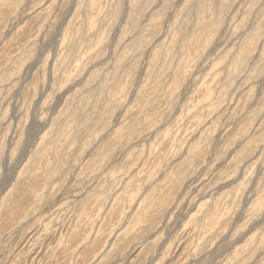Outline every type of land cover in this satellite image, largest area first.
Here are the masks:
<instances>
[{
  "label": "rangeland",
  "instance_id": "374dc122",
  "mask_svg": "<svg viewBox=\"0 0 264 264\" xmlns=\"http://www.w3.org/2000/svg\"><path fill=\"white\" fill-rule=\"evenodd\" d=\"M0 264H264V0H0Z\"/></svg>",
  "mask_w": 264,
  "mask_h": 264
},
{
  "label": "bare ground",
  "instance_id": "6f19581e",
  "mask_svg": "<svg viewBox=\"0 0 264 264\" xmlns=\"http://www.w3.org/2000/svg\"><path fill=\"white\" fill-rule=\"evenodd\" d=\"M231 1H232V0H231ZM220 8H221V6H220ZM224 8H225V10H226V7H224ZM207 9H208V8H207ZM223 10H224V9H223ZM208 11H209V10H208ZM217 11H220V10H217ZM217 11H216V12H217ZM200 12H201V11H200ZM222 12H223V11H222ZM218 14H220V13H218ZM205 17H206V16H205ZM205 17H204V20H205ZM262 26H263V24H262ZM259 29H260V28H259ZM256 31H257V30H256ZM254 34H255V32H254ZM262 34H263V33H262ZM256 35H257V34H256ZM256 35H255V36H256ZM258 36H259V35H258ZM262 36H263V35H262ZM251 38H252V37H251ZM251 38H250V39H251ZM257 38H258V37H257ZM253 39H254V38H253ZM260 39H261V37H260ZM256 40H257V39H256ZM252 41H253V40H252ZM249 42H250V40H249ZM253 42H254V41H253ZM253 42H252V43H253ZM255 42H256V41H255ZM254 44H256V43H254ZM254 44H253V45H254ZM250 45H251V44H250ZM242 46H243V45H242ZM256 46H257V44H256ZM254 47H255V46H254ZM241 49H242V48H241ZM252 49H253V47L251 48V52H252ZM254 49H255V48H254ZM244 51H245V50H244ZM249 51H250V50H249ZM253 51H254V50H253ZM243 54H245V52H244ZM247 54H248V52H247ZM251 54H252V53H251ZM245 55H246V54H245ZM242 57H243V56H242ZM245 57L247 58V56H245ZM240 59H241V56H240ZM240 62H241V61H240ZM237 67H238V66H237Z\"/></svg>",
  "mask_w": 264,
  "mask_h": 264
}]
</instances>
